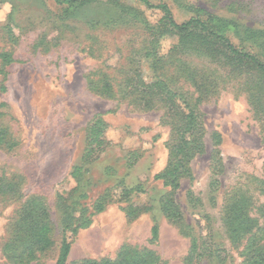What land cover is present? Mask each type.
Wrapping results in <instances>:
<instances>
[{
    "label": "rangeland",
    "instance_id": "rangeland-1",
    "mask_svg": "<svg viewBox=\"0 0 264 264\" xmlns=\"http://www.w3.org/2000/svg\"><path fill=\"white\" fill-rule=\"evenodd\" d=\"M146 2L0 0V264H56L65 233L67 264H264V77L157 7L234 22L264 62V0Z\"/></svg>",
    "mask_w": 264,
    "mask_h": 264
},
{
    "label": "trees",
    "instance_id": "trees-1",
    "mask_svg": "<svg viewBox=\"0 0 264 264\" xmlns=\"http://www.w3.org/2000/svg\"><path fill=\"white\" fill-rule=\"evenodd\" d=\"M77 1L82 0H56L59 4H72ZM143 1L146 4V0ZM164 14V20L167 23L169 28V33L177 35L180 44L183 47H195L201 49L204 53L211 55L212 57L223 56L228 60L237 62V64L251 66L253 70L257 73H261L264 77V62L257 58L256 55L247 51L243 44L237 45L234 43L231 34H238L240 37V32L238 27L234 22L217 18L213 15H210L206 12H201L195 17L184 23H177L174 19L171 9L167 5L157 6ZM252 37L251 34L248 36V39ZM245 42V41H244ZM243 42V43H244ZM231 62V61H230ZM188 111L181 114V125L179 128V135L177 138V143L174 145V157L177 165H182L185 161L192 155L197 147V150L200 149V139L196 135L198 119L197 114L190 108H187ZM199 143V144H198ZM172 166H175L173 164ZM177 168V167H176ZM171 173V172H169ZM160 178V177H157ZM168 183V182H167ZM156 232V229L153 230ZM40 240H31L34 242V245L38 247V250H44L47 247V239L40 234ZM49 246V244H48ZM71 243L67 234H64L62 240V249L57 260L56 264H67V258L70 253ZM78 264H156L151 261V257H140L134 259H128L127 256H121L116 260H84Z\"/></svg>",
    "mask_w": 264,
    "mask_h": 264
}]
</instances>
